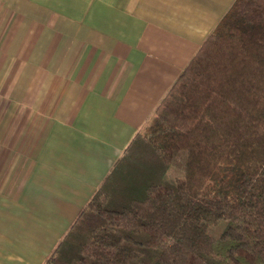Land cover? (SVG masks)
Returning a JSON list of instances; mask_svg holds the SVG:
<instances>
[{"label": "crops", "instance_id": "1", "mask_svg": "<svg viewBox=\"0 0 264 264\" xmlns=\"http://www.w3.org/2000/svg\"><path fill=\"white\" fill-rule=\"evenodd\" d=\"M235 0H0V264H45Z\"/></svg>", "mask_w": 264, "mask_h": 264}, {"label": "trees", "instance_id": "2", "mask_svg": "<svg viewBox=\"0 0 264 264\" xmlns=\"http://www.w3.org/2000/svg\"><path fill=\"white\" fill-rule=\"evenodd\" d=\"M45 264H264V0H235Z\"/></svg>", "mask_w": 264, "mask_h": 264}, {"label": "rangeland", "instance_id": "3", "mask_svg": "<svg viewBox=\"0 0 264 264\" xmlns=\"http://www.w3.org/2000/svg\"><path fill=\"white\" fill-rule=\"evenodd\" d=\"M144 130H145V129H144ZM144 130H143V131H144Z\"/></svg>", "mask_w": 264, "mask_h": 264}]
</instances>
